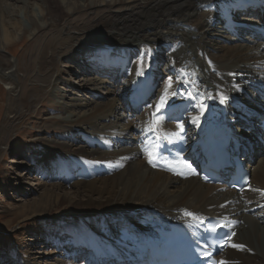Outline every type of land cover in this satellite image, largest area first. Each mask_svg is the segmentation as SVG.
Wrapping results in <instances>:
<instances>
[{"label":"bare ground","instance_id":"1","mask_svg":"<svg viewBox=\"0 0 264 264\" xmlns=\"http://www.w3.org/2000/svg\"><path fill=\"white\" fill-rule=\"evenodd\" d=\"M119 2L128 4L123 15L108 14L92 26L103 28L105 39L112 36L116 40H104L101 35L92 36L86 37L85 44L90 48L94 43L106 41L117 46L135 47L147 41L169 53L177 49L173 70L183 75L182 80L181 77L176 78L167 103L159 111L157 105L165 92L159 88L160 80L155 86V94L159 97L153 101L149 92L153 70L142 74L134 82L130 97L144 108L141 124L139 122L135 127L139 126L141 133V146L136 151L132 148L112 150L102 142L103 139L100 142L94 139V136L100 137L97 129L105 131L101 135L105 140L114 136L120 141L127 133V129L123 136L113 133V124L117 119L112 110L115 104L103 106L96 103V107L78 115L77 119L63 117L57 124L63 131V140L56 142V149L61 152L48 149L44 162H49L50 169L59 180L65 179L74 184L75 197L59 192V185L46 186L38 198L11 208L18 215L31 217L51 215L55 208L65 203L69 212L84 217L82 214L94 215L93 221L96 225L100 223V228L106 229L107 222H112L113 218L121 220L120 230L109 236L95 234L91 223L81 218L77 220L79 226L76 231H68L79 253L86 255L84 249L92 251L90 259L93 264H101L102 260H107L104 264H135L136 252L144 250L145 240H163L171 224L183 223L193 227L206 216L226 217L235 223L236 233L220 255V261L226 264H264V252L257 249L259 245L264 247V144L257 137L258 131L242 129L249 126L241 121L236 127V132H240V141L243 136L247 137L246 142L241 141V151L248 161L247 166L253 168L254 180L251 176L249 191L238 193L223 185L206 184L193 174L197 165L195 154L203 151L202 147L209 143L210 138L222 136L223 127L233 126L232 112L239 109L230 101L239 99L246 86L244 81L264 78V40L245 34L244 30L232 24L228 16L230 12L236 17L243 15L263 20L264 14L255 12L251 6L253 0H42L39 9L32 8L28 12L25 6L21 7L27 15V28H21V20L15 18L6 22L3 17L5 9L0 8V49L11 45L19 36L25 37V33L31 35L55 22L59 15L55 12L54 3L68 7L70 12L65 11L67 14L103 3ZM9 26L12 29L9 30ZM55 40L46 41L48 47H44L39 55L41 68L54 69L55 61L47 59L53 52H45L63 45L68 38L63 42ZM92 53L91 50L88 52L89 57L99 61V57ZM164 56L158 53L156 58ZM86 59L92 63L91 59ZM114 62L121 69L123 64L129 65L125 59H114ZM196 62L198 64H194ZM113 63L108 68L117 64ZM12 65L10 59L0 56V71L4 80L8 78L6 71ZM100 66L96 69H105ZM118 66L115 68L118 69ZM105 82L101 81L102 84ZM246 88H253L255 92L258 90L257 83L252 82ZM53 89L46 85L41 90L55 93ZM248 102L251 103V99ZM189 111L191 115L188 119ZM184 118L188 121H183ZM75 134L82 135L93 149L79 146L75 151L71 150L67 140H73ZM135 139L124 137L128 147ZM165 141L167 145H164ZM125 144L120 146L128 148ZM101 146H105L106 150L101 151ZM181 153L193 156L184 161L181 160ZM150 158L153 163H149ZM185 162L191 165V169L185 167ZM181 172L184 174H179ZM39 206H42L41 210L36 209ZM186 212L195 213L199 219L186 215ZM25 216L20 218L26 220ZM233 244L244 245V248L233 247ZM39 252L35 251L34 261H38Z\"/></svg>","mask_w":264,"mask_h":264},{"label":"rangeland","instance_id":"2","mask_svg":"<svg viewBox=\"0 0 264 264\" xmlns=\"http://www.w3.org/2000/svg\"><path fill=\"white\" fill-rule=\"evenodd\" d=\"M121 3H103L67 14L65 11L70 12L67 10L68 7H60L58 3H54L55 12L59 15L55 22L31 35L25 33V37L19 36L11 45L0 49V56L3 59H10L13 64L6 71L8 73L6 80L2 78L0 71V264H38V262L41 264H79V262L93 264L90 259L93 255L92 251L84 249L87 256L79 253L72 243L71 234L68 233V231H76L79 226L78 218L91 223L95 234L104 236L116 233L122 227L119 223L121 220L113 218L112 222L106 221V229L100 228L102 225L97 222V226L93 221L94 215L89 217L87 214H82L85 215L84 217L69 212L70 209L65 203L55 208L51 215L31 217L18 215L11 208L22 206L26 201L38 198L46 186L59 185V192L75 197L74 184L65 179L59 180L50 169L49 162H44L48 149L61 152L56 149V142L63 140V131L57 124L63 117L71 116L77 119L78 115L96 107V103L103 106L107 103L115 104L112 109L117 115L113 124L114 135L123 136L127 129L124 137L130 140L136 138L135 141L128 147V141H124V137H121L120 141L114 136L107 137L105 140L101 137L105 131L99 129L97 133L100 137L94 136V139L99 140L98 142L103 139L102 142L112 150L132 148L136 151L141 146L139 138L141 133H139V126L137 129L135 127L139 125V122L141 124L144 108L132 109L134 104L129 100L133 99L130 96L134 90V82L139 80L142 74L153 70L152 82L161 80L159 88L164 93L166 89L168 92L173 90L176 78L181 77L182 80L183 75H178L173 70L177 49H174L171 54L147 41L135 47L119 44L117 46L106 41L94 43L90 48L85 44L86 37L92 36L101 35L104 40H116L112 36L105 39L103 28L92 26L95 21L105 18L108 14L120 16L122 13L123 15L128 4ZM23 6L28 12L32 8L39 9L42 7V0H25V2L24 0H0V8L5 9L4 20L6 22L13 18L21 20L23 24L21 28H27L29 22L26 19L27 15L21 11ZM8 29L12 27L9 26ZM64 38H68V41ZM55 39L67 42L56 49L46 50L45 53L53 52L47 57L55 61V67L51 71L49 68H41L39 55L44 47H48L45 45L46 41L54 42ZM90 50L93 52L92 55L97 54L99 59L112 57L109 58L107 65L103 66L105 69H96L100 66L101 60L94 61L92 57H89ZM158 53L166 56L157 59ZM80 55L81 58L78 59ZM86 58L91 59L92 63H87ZM114 59H125L129 65L123 64V69L119 66L118 69L114 68L117 65L108 68ZM85 62L86 67H84ZM43 69L45 72H41ZM116 69L117 72H114ZM101 81L106 82L102 84ZM169 81H171L170 88H168ZM46 85L54 88L56 92L42 91L41 89ZM189 87L192 89L191 86ZM151 90L154 91V87ZM191 92L194 93L193 90ZM152 96H154L153 101L159 97L157 93L155 95L153 93ZM133 100L136 103V100ZM188 115L189 119L191 111ZM186 120V118L183 119V121ZM67 143L74 151L79 146H83L86 150L93 149L79 134H75V138L67 140ZM122 143H126L125 147L128 148H122L120 146ZM100 149L105 151L106 147L101 146ZM251 174L253 178V168ZM36 209L41 210L42 206ZM24 216L26 220L20 218ZM257 249L261 253L264 252L263 245L257 246ZM35 251H40L38 261L32 259L36 256ZM105 262L107 260H102L101 264Z\"/></svg>","mask_w":264,"mask_h":264},{"label":"snow or ice","instance_id":"3","mask_svg":"<svg viewBox=\"0 0 264 264\" xmlns=\"http://www.w3.org/2000/svg\"><path fill=\"white\" fill-rule=\"evenodd\" d=\"M141 74H142V70H141ZM170 87H171V81H169V84H168V88H170ZM172 95H175V93H172ZM168 96H169V92H168V89H166L165 90V94L160 98V101H159V103L157 105V111H159L161 108H163L165 106V104L167 103V100H168ZM180 128L181 129L183 128V125L182 124L180 125ZM149 130L151 131L152 129L150 128ZM177 135H178V133H177ZM149 163H153V160L151 158L149 159ZM153 166H155V164H153ZM185 167L191 169V165L190 164H187L186 162H185ZM179 174L183 175L184 173L181 172ZM193 174H195L194 173V170H193ZM186 215L191 216L194 219H199V217H197L195 213L186 212ZM233 235H234V233H233ZM232 246L233 247H236V248H241V249L244 248V245L233 244ZM205 255L206 256L207 255H210V253L205 252ZM216 264H226V262L217 261Z\"/></svg>","mask_w":264,"mask_h":264}]
</instances>
